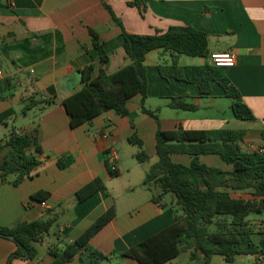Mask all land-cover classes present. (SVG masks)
I'll return each mask as SVG.
<instances>
[{
	"label": "crops",
	"instance_id": "obj_1",
	"mask_svg": "<svg viewBox=\"0 0 264 264\" xmlns=\"http://www.w3.org/2000/svg\"><path fill=\"white\" fill-rule=\"evenodd\" d=\"M132 1L0 0V138L12 132L27 135L28 151L40 161L16 185L11 182L13 176L6 181L0 177V225L41 218L46 209L57 215L42 240L34 243L37 257L11 258L9 264H51L54 257L50 247L73 241L111 206L115 216L88 242L104 253L125 250L180 219L182 212L171 193H162L153 183L143 184L145 172L157 160L158 127L241 130L238 144L247 151L264 143V0H148L142 12L130 4ZM117 20L128 32L139 34H153L169 26H191L206 32L209 53L228 50L234 54L235 63L225 67L226 75L254 119L243 120V126H231V99L216 80L210 81L208 93H202L193 82L162 78L157 66L170 64L171 55L156 48L145 56L148 88L144 106L157 114V120L141 111V95L137 93L128 99L126 115L108 110L72 128L62 101L81 87L80 70L93 64L91 75L95 77L101 69L112 73L127 61ZM89 28L98 34L108 55L104 63ZM178 62L203 65L209 59L180 54ZM182 95H188L186 101L195 109L169 106L172 97ZM221 98H229L225 105L229 114L221 107ZM29 100L41 102L23 112ZM133 133L143 141L151 163H146L141 176L123 182L118 178L128 168L121 163L117 147L122 145L134 156V144L129 141ZM8 151V146L3 148L0 161ZM109 152L117 156L119 173L115 177L105 165ZM66 155L73 162L59 168L58 158ZM171 159L188 165L191 156L175 153ZM199 160L232 170V165L217 154H201ZM95 177L102 179L103 187L76 202L75 192ZM38 190L49 192L44 206L30 198ZM168 194L166 203L163 195ZM152 196L158 201L154 202ZM248 219L255 230L264 229V213ZM253 239L264 251V232L254 233ZM15 248L11 239L0 237V264H8ZM191 249L182 250L164 264H203L201 257L190 258ZM181 254L184 258L179 263L176 259ZM250 256L255 264H264V253ZM102 264L140 263L131 257L113 256Z\"/></svg>",
	"mask_w": 264,
	"mask_h": 264
},
{
	"label": "trees",
	"instance_id": "obj_2",
	"mask_svg": "<svg viewBox=\"0 0 264 264\" xmlns=\"http://www.w3.org/2000/svg\"><path fill=\"white\" fill-rule=\"evenodd\" d=\"M147 1L133 0L130 4L142 12ZM120 26L127 61L112 73L101 69L95 77L91 75L93 64L80 70L81 87L62 101L72 128L108 110L126 115V103L137 93L141 95V111L157 120V114L144 106L148 88L145 56L156 48L168 51L171 55L170 64L157 66L162 78L193 82L202 93H208L210 81L216 80L225 96L231 99L234 117L254 119L252 111L242 102L239 91L227 77L225 67L210 63L179 64L180 54L209 56L206 32L191 26H169L153 34H139L128 32ZM89 32L100 62H106L108 55L98 34L91 28ZM186 98L188 95L172 97L169 106L195 109V105L187 102ZM40 102L29 100L22 111ZM242 135L243 131L235 129L163 130L158 127L155 133L157 160L145 172L143 184L153 183L162 193H171L175 204L181 209L182 217L125 250L104 253L88 242L115 216V209L111 206L73 241L59 248L50 247L49 252L54 257L51 264H102L113 256L131 257L140 264H164L186 248H192L190 258L201 257L203 264H209L213 255H221L225 261L232 262L238 255L263 254L253 235L264 232V229L255 230L247 216L264 213V155L241 148L238 141ZM129 141L139 148L134 154L137 161L143 162L149 158L143 141L135 133L129 137ZM29 144L28 136L19 132L10 133L5 139L0 138V152L4 147H9L6 157L0 161V177L3 181L13 176L11 182L16 185L40 164L36 156L28 151ZM35 151H40L38 146ZM175 153L190 155V163L185 165L172 161L171 155ZM201 154L219 155L232 165V170L202 163L199 160ZM72 162L73 158L66 155L58 158L57 165L64 168ZM105 165L111 177L118 175V170L111 168L107 160ZM102 187V179L93 178L75 192L76 202L83 201ZM48 196V191L38 190L30 198L41 202ZM152 200L158 201L154 196ZM56 216L52 209H46V214L41 218L21 220L11 226L0 225V237L10 239L11 235L16 245L8 258V264L11 258H36L34 243L42 240ZM211 224L213 230L209 229Z\"/></svg>",
	"mask_w": 264,
	"mask_h": 264
},
{
	"label": "rangeland",
	"instance_id": "obj_3",
	"mask_svg": "<svg viewBox=\"0 0 264 264\" xmlns=\"http://www.w3.org/2000/svg\"><path fill=\"white\" fill-rule=\"evenodd\" d=\"M230 100L229 98H221L220 103H221V107L223 109H225V111L228 113V109L225 107L226 103H228ZM231 115V119H232V123L231 126L233 125H237V126H243L242 122H244L243 120H238L236 119L232 113L229 114ZM246 122V121H245ZM133 148L135 149V152H137L139 150V148L134 145ZM117 150L119 152V155H121V163H125L126 168H128V171L123 170L122 175L118 178L119 181H123L126 182L128 180V178H130L131 180H135L138 176L142 175V172L144 170V168H146V163H151L150 159L148 158L147 160L143 161V162H139L135 159V157L133 155H131V153L128 152L127 149H125L122 145H119V147H117ZM136 165V166H134ZM155 193V192H154ZM170 194L168 195H163L165 202L168 203L169 199H170ZM179 209V212H181V209ZM248 218L252 219V218H257L260 217V214H249L247 216ZM251 222V221H250ZM252 223V222H251ZM210 230L214 229V226L211 224L209 226ZM184 258V254H181L176 261H178L179 263H181L183 261ZM212 264H255V260L253 257H251L250 255H238L236 256L235 262H227L225 261L221 255H214L213 256V262Z\"/></svg>",
	"mask_w": 264,
	"mask_h": 264
},
{
	"label": "built area",
	"instance_id": "obj_4",
	"mask_svg": "<svg viewBox=\"0 0 264 264\" xmlns=\"http://www.w3.org/2000/svg\"><path fill=\"white\" fill-rule=\"evenodd\" d=\"M13 4V3H12ZM209 63L211 65L215 66H222V67H232L235 63V57L234 54L228 50H223V51H216V52H211L208 56ZM255 151H258L259 153H264V143L256 147L254 149ZM116 160L117 156L113 152H109L107 154V161L110 165L111 168H116ZM41 206L45 205V201L40 202Z\"/></svg>",
	"mask_w": 264,
	"mask_h": 264
},
{
	"label": "water",
	"instance_id": "obj_5",
	"mask_svg": "<svg viewBox=\"0 0 264 264\" xmlns=\"http://www.w3.org/2000/svg\"><path fill=\"white\" fill-rule=\"evenodd\" d=\"M9 238L12 239V236L10 235Z\"/></svg>",
	"mask_w": 264,
	"mask_h": 264
}]
</instances>
